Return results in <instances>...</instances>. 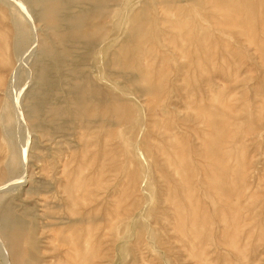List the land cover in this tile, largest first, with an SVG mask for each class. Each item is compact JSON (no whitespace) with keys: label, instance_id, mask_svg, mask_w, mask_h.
<instances>
[{"label":"rangeland","instance_id":"374dc122","mask_svg":"<svg viewBox=\"0 0 264 264\" xmlns=\"http://www.w3.org/2000/svg\"><path fill=\"white\" fill-rule=\"evenodd\" d=\"M63 1L0 0V264H264V0Z\"/></svg>","mask_w":264,"mask_h":264},{"label":"bare ground","instance_id":"6f19581e","mask_svg":"<svg viewBox=\"0 0 264 264\" xmlns=\"http://www.w3.org/2000/svg\"><path fill=\"white\" fill-rule=\"evenodd\" d=\"M38 4H40L42 6V15H43V19L49 21V27L50 28H53L54 30H58L60 27L63 26L64 22H65V16L66 14H70L73 10V8L76 10L78 8H75L74 6H72V4H70L69 2L67 1H63L62 3L60 4H56L55 3V0H39ZM238 4V3H237ZM236 4V6H237ZM240 5V4H239ZM238 5V6H239ZM78 6V5H77ZM82 6V5H81ZM241 6V5H240ZM73 7V8H72ZM81 9V8H80ZM240 9V7H239ZM241 9H242V6H241ZM2 11V9H1ZM4 12H5V9H4ZM8 12V11H7ZM6 13V12H5ZM234 15V14H233ZM231 18L233 17L232 15H230ZM231 18H229L231 20ZM234 18L236 19L237 17H233L232 19L234 20ZM228 19V21H229ZM227 21V23H228ZM232 21V20H231ZM66 25V24H65ZM67 26V25H66ZM6 30V29H5ZM2 33V32H1ZM1 35V34H0ZM60 36H63L65 38V36L67 35H59ZM1 39H6L8 40L9 39V36L6 35L3 31L2 35H1ZM61 39V37H60ZM62 40V39H61ZM65 40V39H63ZM256 41V44H258L260 46V48L263 50L264 49V44L261 43L260 39H254L253 38V41ZM5 41V40H4ZM65 41H68V40H65ZM73 41V40H72ZM53 43V42H52ZM2 44L3 41H2ZM1 44V45H2ZM50 44V43H49ZM48 44V45H49ZM5 45V44H4ZM7 45V44H6ZM54 45V44H53ZM52 45V46H53ZM50 46V45H49ZM51 46V47H52ZM49 49V47L47 48L46 47V51H45V60L47 59V61L52 58L51 60H53V58L55 56H58L55 55V49L54 48H51ZM16 50H18L16 48ZM15 50V51H16ZM68 51V49H67ZM63 52V51H62ZM70 53V52H69ZM68 53V54H69ZM66 54V53H64ZM55 55V56H54ZM60 57V56H59ZM59 57H57L59 59ZM56 59V57H55ZM54 59V60H55ZM57 60V59H56ZM58 61V60H57ZM50 61H48L49 63ZM55 62V61H53ZM48 63L44 64V68L43 70L41 71L42 75L48 77L46 78L50 84V82H52V70H50V67L48 65ZM59 63V62H58ZM53 64V63H52ZM51 64V65H52ZM53 65H56L55 63ZM43 67V66H42ZM57 67V66H55ZM53 68V67H52ZM51 68V69H52ZM15 74V73H14ZM41 75V76H42ZM56 76V75H55ZM45 78H43L45 80ZM1 81V79H0ZM56 82V81H55ZM1 83V82H0ZM53 83V82H52ZM51 85V84H50ZM44 86V85H43ZM42 86V87H43ZM51 87V86H50ZM48 88V87H47ZM40 89V88H39ZM52 89V88H51ZM44 90V89H43ZM48 90V89H47ZM41 91V90H40ZM36 92V91H34ZM42 92V91H41ZM47 92V91H46ZM49 92V91H48ZM47 92V93H48ZM38 95H40L38 93ZM49 95V94H48ZM45 96V94L43 95ZM39 97V96H37ZM38 99H41L40 97ZM49 99V98H47ZM43 100V99H42ZM46 103V102H45ZM31 105V104H30ZM37 105V104H36ZM40 106V105H39ZM37 107V106H35ZM212 119V118H211ZM210 126L212 127V131L214 133L217 134V137L214 139V140H210L207 142V146H208V151L209 153L207 154V158L205 159L204 161V167H203V172L205 174V180L206 182H209L215 186L219 185V182H220V166H219V163H220V160L218 158V150H219V145L221 144L219 141H218V138L219 136H221L223 134V129H222V124H220V122L218 121H213L211 120L210 122ZM220 140V139H219ZM223 140V139H222ZM221 141V140H220ZM180 159V158H179ZM223 164V163H222ZM11 169V168H10ZM225 170V169H224ZM231 174V173H230ZM223 176V174L221 175ZM232 176V175H231ZM228 177V176H227ZM222 179V178H221ZM231 182V181H230ZM225 182L223 181L222 185L224 184ZM207 184V183H206ZM210 184V185H211ZM221 184V182H220ZM209 185V184H208ZM209 187V186H208ZM228 187V186H227ZM1 188V187H0ZM209 188H213L212 186L209 187ZM216 187H214L215 189ZM213 189V190H214ZM217 189V188H216ZM221 191H223L222 189H220ZM8 210V209H7ZM7 210H3L4 212L7 211ZM7 216H6V234L8 235V237L11 239V245H12V251L14 253V255L16 256V261L18 263H22L21 259H22V255H23V249L21 248V241L23 239V235H24V228H23V223L21 222V219L19 218V216H17L16 212H14L13 210H9L7 212ZM14 246V247H13Z\"/></svg>","mask_w":264,"mask_h":264}]
</instances>
